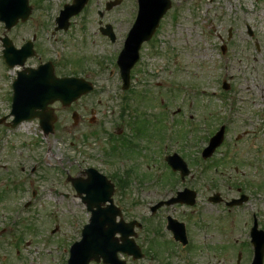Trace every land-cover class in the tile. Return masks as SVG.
Here are the masks:
<instances>
[{"label":"rangeland","instance_id":"rangeland-1","mask_svg":"<svg viewBox=\"0 0 264 264\" xmlns=\"http://www.w3.org/2000/svg\"><path fill=\"white\" fill-rule=\"evenodd\" d=\"M107 1L90 0L88 12L83 15L86 35L90 42L94 39V44L83 50L82 32L77 27L65 37V44L61 43L64 53L73 54L76 61H80V52L87 56L94 53V93L82 96L69 107L51 104L58 120L56 132L49 136H44L37 118L22 122L15 130L0 124V227L5 222L9 225L2 226V231L7 229L0 232L2 264H59L56 252L61 262L67 260L90 217L68 175L85 177V169L95 167L116 183L117 176H126V164L122 165L121 159L128 162L130 181L125 190L116 185L114 200L126 220L148 214L144 203H154L184 187L194 189V207L176 206L171 210L195 235V245L206 246L191 257L192 264H245V255L238 263V250L223 248L216 252L214 244L220 245L222 240L230 242L228 245L239 244L237 235L242 234L247 221L234 224L231 230L227 228L229 220L222 222L220 218L226 215L235 221L247 220V212L238 209L225 214L209 203L208 197L217 190L235 195L238 180H256L258 227L264 230V0H172V7L154 36L143 43L141 59L132 68L131 86L123 92L130 97L127 109L122 108L125 100L121 99L122 81L115 61L132 26L136 4L135 0H122L105 10ZM42 4L44 10L35 8L38 19L52 15L55 6H61L59 0H44ZM101 20L103 25L112 26L116 41L99 31ZM42 36L41 42L50 49L47 33ZM11 75L12 71H3L0 60V117L10 113L6 80ZM224 80L235 98L232 109L225 108L219 95H208L223 90ZM74 112L78 113L76 122ZM170 113L179 119L176 131L172 126V143L165 152L174 150L187 161L191 174L185 181L164 161L161 145L168 139V124L174 120ZM227 116L232 119L226 127L232 146L229 154L224 156L218 148L211 158L195 161L207 145L209 134ZM11 120L9 116L5 122ZM137 129L141 131L138 134ZM117 135H126L138 146H125L119 139L122 136L114 140ZM50 147L60 163L55 167L61 171L51 169L54 167L44 159V151ZM216 159L225 160L216 167ZM33 166L35 172H30ZM33 190L36 195L32 199ZM29 201L16 217L14 210ZM192 209L195 211L191 213ZM204 234L213 236L209 239ZM150 235L138 230L136 241L160 261L149 257L136 261L121 253L120 258L127 264H185L183 256L165 254L160 247L163 243Z\"/></svg>","mask_w":264,"mask_h":264},{"label":"water","instance_id":"water-1","mask_svg":"<svg viewBox=\"0 0 264 264\" xmlns=\"http://www.w3.org/2000/svg\"><path fill=\"white\" fill-rule=\"evenodd\" d=\"M88 0H77L74 6V13L82 9ZM121 0H114L107 3V9H111L119 4ZM141 9L140 15L130 32L129 38L126 41L125 49L120 55L119 64L125 81L129 82V75L132 66L139 58V49L143 41L148 40L155 32L161 17L171 7L170 0H140ZM70 8H73L71 6ZM3 14V13H2ZM101 15H103L101 13ZM4 17H8L4 15ZM104 33L112 35L111 26L107 29H102ZM7 60L12 64L16 62L23 63L24 56L19 51L18 56L13 54L11 43L7 44ZM19 58V59H17ZM27 77V76H26ZM21 80L25 78V74L20 75ZM26 88L27 94H18L15 102V111L17 115L15 123L24 118L39 116L46 132L52 130L51 123L56 120L53 114V109L48 108V104L56 100H61L64 106L70 105L74 100L78 99L82 94L90 91L93 87L85 82L79 83L77 79L65 78L56 79L42 77L39 75H31L27 77ZM54 79V80H53ZM40 108V111L37 109ZM223 131H220L212 138L210 146L207 148L205 156L210 155L214 148L222 141ZM171 157L170 163L175 169H182L186 173V165L177 157ZM89 179L72 178L73 185L77 188L80 194L86 193L84 201L88 208L92 211L91 223L86 225L83 230V240L76 246L81 251V263L88 264L91 259L97 261L103 257L106 263L110 264H126L117 256V252L122 250L133 254L135 257L141 256L139 247L129 236L134 234L132 223L129 225L123 222L116 223L115 219L120 210L113 204L111 198L114 193V185L110 183L106 177L96 174L94 169L89 171ZM94 176L98 179V184L94 187ZM178 199L174 200L177 201ZM181 200V199H180ZM107 201L111 204L102 207ZM182 201H186L183 200ZM191 203H193L191 201ZM120 230L122 232L123 243L120 244L114 233ZM256 244L259 248L256 264H262L264 252V233L258 232L256 229ZM75 264V263H73Z\"/></svg>","mask_w":264,"mask_h":264},{"label":"flooded vegetation","instance_id":"flooded-vegetation-1","mask_svg":"<svg viewBox=\"0 0 264 264\" xmlns=\"http://www.w3.org/2000/svg\"><path fill=\"white\" fill-rule=\"evenodd\" d=\"M43 1L44 0H14V9L12 14V16L15 19L13 22L14 24L8 27L6 26L5 21L0 20V28L1 31L3 32V36H0L1 58L3 56V46L5 42H11L16 50H20L25 45L28 44L29 48L31 45V51H32L30 56H28L25 59L23 64H17L12 68H9L6 64H1L3 71L5 70L6 72L9 71L13 72V75L9 76V78H7L6 80L7 82L6 87L8 88L6 89V96H8L9 99L12 97L14 93L13 83L15 82L19 74L22 73L28 75L33 70L40 69L44 64H48L47 67H44V70H50V67L53 68L54 73L58 78H64V77L84 78L94 83V57H93L94 53L93 56L92 55L87 56L83 52H80L78 56L80 61H76L73 59L74 56L73 54H69L67 52L64 53L63 47L61 45V43L65 44V37L69 33L72 34L74 28L76 27L80 29V31L82 32L81 47L83 50H85L91 44H94V39L91 38V42H90L86 35L87 33L85 32V30L88 27L86 26V22L83 18V15L86 14L88 10L83 9L78 15L70 18L68 27L60 28L58 27V21H57L61 11L60 7L57 8L55 6L54 13L48 17L46 16L45 18L39 17L40 19L35 17L36 9H42V10L45 9L44 8L45 5L42 4ZM70 2H72V0H63L62 7L66 3H70ZM24 25H27L28 29L24 27ZM21 30H23L22 35L19 36ZM44 32L47 33V42H48L47 44L52 51L48 49V47H46L44 43L41 42L43 37L42 35ZM11 33H14L15 37H10ZM116 39L117 37L115 34L114 41H116ZM56 50L60 51V55L56 56ZM78 63H82V64H78ZM93 93L94 91H92L89 94H93ZM228 130L229 129L226 128L225 134H228ZM228 140L229 139L227 137L224 141V144L221 146V150L223 151L224 154H229V152L232 149V146L230 143H228ZM230 188L232 187L230 186ZM235 190H236L235 195L227 196L226 193L222 194L223 201L218 204L219 207L223 210L224 213H228L232 210L245 209L246 205H248L251 202V204L255 207V214L251 218V223L255 222L256 180H252V181L241 180V182L238 180ZM234 198L240 200L239 202L240 205L229 208L228 201ZM244 199L246 201L248 200L249 201L244 202L243 201ZM166 208L165 207L160 208L157 211V213L154 215L145 213L141 217V222L143 223V225L140 228V230L145 231V234L147 235L151 234L150 237H157L159 241L163 243L160 245V247L162 250L165 251V254L167 255L174 254V252L176 253L179 247L181 248L183 254H186L190 258L193 256L195 257L196 251L199 252L200 248H206V246L200 247L199 245L198 246L195 245L193 239L195 235L190 234L188 230H187L188 243L185 246L175 241L173 239L174 235L167 228L168 216H171V214ZM144 210H146V207H144ZM191 212L194 211L192 210ZM153 220H158L159 222H157V224H153L152 223ZM218 224L221 229V223ZM200 229H205V228L200 226ZM228 235L230 236V234ZM196 236H199V234H196ZM203 236H208L207 238L211 239L213 235L204 234ZM222 236H224L225 238L227 237L226 234H222ZM237 239L240 242L239 244H232L233 243L232 242L231 244L228 245L227 243L230 242L228 241L223 242V240L222 243H220V245L214 244V246L218 247L215 251L218 252V249H223V248H226V250L229 249V251L238 250L237 253L238 263L242 258V255L243 257L245 255V258H247L245 264H247L252 252L247 242L242 243L239 238ZM146 253H149L151 261L161 260L158 259L152 252L150 253V251L149 252L146 251ZM207 253H210V251L208 250Z\"/></svg>","mask_w":264,"mask_h":264},{"label":"bare ground","instance_id":"bare-ground-1","mask_svg":"<svg viewBox=\"0 0 264 264\" xmlns=\"http://www.w3.org/2000/svg\"><path fill=\"white\" fill-rule=\"evenodd\" d=\"M239 94H240V95H242V90H241V91H239Z\"/></svg>","mask_w":264,"mask_h":264}]
</instances>
